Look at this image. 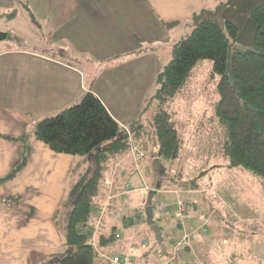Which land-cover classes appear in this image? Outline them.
<instances>
[{"label": "crops", "instance_id": "1", "mask_svg": "<svg viewBox=\"0 0 264 264\" xmlns=\"http://www.w3.org/2000/svg\"><path fill=\"white\" fill-rule=\"evenodd\" d=\"M216 2L25 0L26 26L33 31L32 21L38 22V30L31 34L13 26L0 30L6 34L0 40V178L21 162L24 143L17 138L31 135L38 121L77 103L85 92L93 93L121 127L134 128L136 135L135 129L141 126L138 119L143 117V97L159 85L162 64L156 48L160 42L174 46L176 40H182L196 24L191 16ZM13 3L0 0V18ZM18 13L13 9L8 23ZM111 23L116 28L106 25ZM181 30L184 33L180 34ZM21 36L46 49L16 48L15 38ZM51 46L56 49H49ZM81 60L93 64L89 74L81 68ZM95 64L100 66L95 68ZM139 130L143 131L142 127ZM135 138L147 155L156 154L155 141L145 132ZM29 145L21 170L0 182V264H47L48 256L63 246L58 221L70 171L78 158L56 153L34 139ZM184 150L174 163L160 160V165L176 166L179 178L171 183L161 177L158 188L155 165L137 170L128 152L111 163L113 175L106 177L111 185H103L101 195L93 199L88 224L95 235L117 227L116 244L101 252H123L128 244L139 247L147 242L149 264H157L159 256L151 245L150 232L140 226L143 204L155 190L152 199L163 198L167 207L165 214L156 211L154 218L164 241L172 250L188 235V243L177 250L173 264H189V252H208L210 257L202 264H222L227 258L234 264H264L261 181L230 167L229 161L226 174L220 172V166L190 170ZM176 198L188 208L190 219L185 229L173 217ZM133 254L138 262L143 251L137 248ZM97 260L94 264H106L104 259Z\"/></svg>", "mask_w": 264, "mask_h": 264}, {"label": "trees", "instance_id": "2", "mask_svg": "<svg viewBox=\"0 0 264 264\" xmlns=\"http://www.w3.org/2000/svg\"><path fill=\"white\" fill-rule=\"evenodd\" d=\"M191 19L196 20L193 30L173 47L172 60L158 74L152 115L156 154L165 161L179 159L183 139L169 105L197 64L209 60L219 77L214 117L226 129L222 152L230 167L248 170L264 186V0H217ZM139 128L136 135L131 130L134 138L143 136ZM17 139L24 143L21 162L0 182L12 179L24 166L31 139L78 158L58 221L63 246L48 256L47 264H94L97 251L110 249L118 240L117 227L112 226L96 235L93 246L88 224L93 199L101 195L111 163L129 150L125 128L93 93L85 92L77 103L38 121L31 135ZM141 257L148 260L147 252Z\"/></svg>", "mask_w": 264, "mask_h": 264}, {"label": "rangeland", "instance_id": "3", "mask_svg": "<svg viewBox=\"0 0 264 264\" xmlns=\"http://www.w3.org/2000/svg\"><path fill=\"white\" fill-rule=\"evenodd\" d=\"M13 2H14L13 7L6 9L5 11L6 15L4 16V18H0V30L5 31L6 29H10L11 26H13L15 29H18V30L22 28L26 30L28 34L34 33L35 32L34 30H38L39 28L38 22L36 24L34 21H32L34 23V24L32 23L33 31L31 29V26H26V24L29 21L27 20V16H26L27 13L24 10L25 0H20V2L19 0H13ZM0 7H2L1 4H0ZM13 9H15V11L19 13L17 14V18L12 23H8V21L10 20L9 13ZM2 13L3 11L0 10V16L2 15ZM106 25H110L112 26V28H116L113 26L112 23L106 24ZM182 33H184L183 30L180 31V34ZM189 34L190 32L183 35L182 39H184ZM178 41L180 40H176L173 45L175 46L178 43ZM5 44L7 45L9 43H5ZM14 45L16 48L29 49L35 52H42L43 50L46 49L43 45L41 46L40 44H38L37 41L28 42L24 40L22 36L20 38L19 37L15 38ZM174 46H170V45L167 46V44L160 42L159 47L156 48L158 52L157 55L160 56V61L162 64L161 70H163L172 60V50ZM49 49L55 50L56 48L54 46L53 47L51 46L49 47ZM234 49L235 47H233V50ZM53 53L55 54L56 52H53ZM80 62H81V68H83L84 71H86L87 74H89L90 72L89 70L93 66V64H91L90 61L82 62L81 60ZM98 66H100V64H95V68H97ZM218 79H219L218 75H215L212 73V62L211 61L203 60L199 62L197 66L195 67L185 87L180 92L177 93L174 100L170 103L169 112L171 113L172 121L173 120L175 121L174 124H176L175 126H176L178 134L183 139V147L185 148L184 151L186 155V158H185L186 166H188L190 170H193V169L206 170L212 166H216V167L220 166L219 167L220 172L222 174H226V169H227L226 162L228 161V159L224 156L222 152V143L224 142L226 138V129L223 125L218 124L217 119L214 117V107L218 100V94L216 91V84H217ZM86 83L88 84V79H86ZM152 83H155V81H152ZM156 90L157 89H155L154 92H152V90H148V93L144 95L143 97V106H144L143 117L142 119L141 118L138 119V122L141 124L140 127H142L143 131L148 136V139H152V140H154V137H155V134L153 131L154 129L152 125V115L156 107L155 100H154ZM128 130L131 131V129H128ZM145 153L147 152L145 151ZM154 155H156L159 158V160H161L157 154H154ZM180 156H181V153H180ZM167 162H170V161H167ZM174 162L171 161L170 163H174ZM171 168L176 169V175L174 179L172 178L169 179V182L174 183V180H178L179 178L176 166H174L173 164H169V165L161 164L158 169V172L160 174V177H166L167 175L166 172L170 173L169 170ZM239 169L245 170V169H242L241 167H239ZM246 171L247 173L249 172L248 170H245V172ZM249 174L251 175L250 172ZM112 175L113 173H109V175H107L106 177L110 179ZM156 197L157 196H155V198L153 199V203H152L153 218H156V211L162 214H165V212H167L166 202L164 201V199L159 198V197L156 198ZM178 201H182V200L177 199V198L175 199L174 209L172 213L177 208ZM145 205L146 204H143V211H141L143 213H144ZM140 226L147 228V230L150 232L151 245L156 250V253H158V256H159V259L157 262H160V263L167 262L169 264H173L174 259L178 257L177 250L182 245H184V243L179 244L181 240L176 242V244H174V248L171 250V248L169 247V244L166 241H164V237L162 236L163 244L165 245L168 251V254L164 255L163 253H161L160 247L157 245L154 239V234L151 231L150 226L147 224L145 216L141 218ZM222 235H225V233H222ZM144 243H147V242H144ZM187 243H188V240H187ZM129 246L130 244L126 246V249L123 252H128ZM148 247H150L149 244H148ZM168 248L170 250H168ZM115 253H118V252H111L109 250L108 252H106V255L110 256ZM208 254H209L208 252H205V254L196 255L193 253L191 254V252H189L187 256L188 262L189 264L206 263V260H208L207 258L210 257ZM227 262L229 264H234V261L231 258H227ZM227 262H224L222 264H228Z\"/></svg>", "mask_w": 264, "mask_h": 264}, {"label": "built area", "instance_id": "4", "mask_svg": "<svg viewBox=\"0 0 264 264\" xmlns=\"http://www.w3.org/2000/svg\"><path fill=\"white\" fill-rule=\"evenodd\" d=\"M126 131V134L128 136V139H129V150H128V153L130 154L133 162H134V165L136 167V169L138 170L141 166L143 165H151V166H154V162H155V159H157L158 157L156 155L154 156H149L147 155V153H145V151H143L141 149V147L138 146V142L137 140H135L134 138V135H133V132L129 131L127 128L125 129ZM159 168L156 169L155 167V170H158ZM170 173L166 172L167 175H166V179H174L175 175H176V169H173L171 168L169 170ZM163 178V179H165ZM103 185H106V186H110L111 183L109 182L108 179H104L103 180ZM173 216L174 218L177 220V222H179V224L185 229L186 228V225L190 219V216L188 215V208L186 206V204L183 202V201H178V204H177V208L174 210L173 212ZM95 231L94 233H92L91 237H90V244H92L93 246H96V243H95V238H96V235H95ZM187 240H188V235L185 234L181 240V243H187ZM139 248L140 250L144 251V252H147L148 250V244L147 243H141L139 247H136V246H133V245H130L128 247V252H124V253H115V254H112V255H106L104 253H102L101 251H97L98 253V256L96 259L100 260V259H106V264H138L136 261V257L135 255L133 254V252ZM140 264H149V261L144 258V257H141L140 259ZM157 264H169V263H160V262H157Z\"/></svg>", "mask_w": 264, "mask_h": 264}, {"label": "water", "instance_id": "5", "mask_svg": "<svg viewBox=\"0 0 264 264\" xmlns=\"http://www.w3.org/2000/svg\"><path fill=\"white\" fill-rule=\"evenodd\" d=\"M5 38H6V34L0 32V40L5 39ZM154 165H155L156 169L160 167V160L158 158L155 159ZM160 178H161L160 174L157 170V181L155 184L156 188H158V186H159ZM154 193H155V190H151L148 194L146 205L144 207V216H145L147 224L150 226V229L154 234V239H155L157 245L160 247L161 252L165 254L166 253V247L163 244L162 233H161V230L159 228V225L156 222H154V218H153V206L151 205V201H152Z\"/></svg>", "mask_w": 264, "mask_h": 264}]
</instances>
